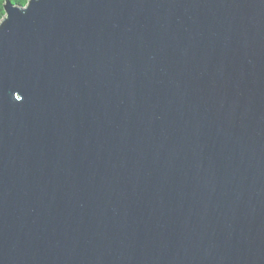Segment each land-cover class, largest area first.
Returning a JSON list of instances; mask_svg holds the SVG:
<instances>
[{
  "label": "water",
  "instance_id": "water-1",
  "mask_svg": "<svg viewBox=\"0 0 264 264\" xmlns=\"http://www.w3.org/2000/svg\"><path fill=\"white\" fill-rule=\"evenodd\" d=\"M0 264H264V0H5Z\"/></svg>",
  "mask_w": 264,
  "mask_h": 264
},
{
  "label": "trees",
  "instance_id": "trees-1",
  "mask_svg": "<svg viewBox=\"0 0 264 264\" xmlns=\"http://www.w3.org/2000/svg\"><path fill=\"white\" fill-rule=\"evenodd\" d=\"M13 4L18 6H26L29 2V0H11ZM4 3L5 0H3V3L0 4V21H2L6 15L5 9H4Z\"/></svg>",
  "mask_w": 264,
  "mask_h": 264
},
{
  "label": "snow or ice",
  "instance_id": "snow-or-ice-1",
  "mask_svg": "<svg viewBox=\"0 0 264 264\" xmlns=\"http://www.w3.org/2000/svg\"><path fill=\"white\" fill-rule=\"evenodd\" d=\"M3 3V0H0V4H2Z\"/></svg>",
  "mask_w": 264,
  "mask_h": 264
}]
</instances>
